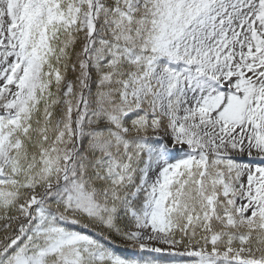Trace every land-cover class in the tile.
<instances>
[{
	"label": "rangeland",
	"instance_id": "1",
	"mask_svg": "<svg viewBox=\"0 0 264 264\" xmlns=\"http://www.w3.org/2000/svg\"><path fill=\"white\" fill-rule=\"evenodd\" d=\"M96 1L97 18L87 10L93 0H0V250L23 227L32 201L64 182L63 169L76 154L72 165L82 182L95 186L94 200L122 184L145 197L123 224L127 238L107 227L113 225L106 212L87 198L81 182L66 198L67 206L85 211L93 222L71 215L124 245L130 258L198 253L194 245L205 236L199 232L210 233L214 214L231 244L220 254L264 264V0ZM99 17L89 88L79 40ZM47 21L69 37L61 49L64 60L50 64ZM76 30L83 34L77 41ZM142 60L147 68L139 73ZM59 61L70 74L55 84ZM87 91L76 117L75 103ZM54 93L56 137L49 147H35L23 170L19 155L38 144V128L30 122L38 98ZM111 157L127 166L120 170L127 174L122 179L113 173ZM8 174L14 176L11 184ZM180 183L185 204L191 203L185 215ZM173 185L175 199L166 211ZM178 207L180 223L166 226L165 218ZM45 235L48 242L65 241L89 264H123L93 256L76 240L80 236L70 241L54 231Z\"/></svg>",
	"mask_w": 264,
	"mask_h": 264
},
{
	"label": "trees",
	"instance_id": "2",
	"mask_svg": "<svg viewBox=\"0 0 264 264\" xmlns=\"http://www.w3.org/2000/svg\"><path fill=\"white\" fill-rule=\"evenodd\" d=\"M60 36H61L60 34L57 35V37H60ZM76 37H77V39H79L80 33H78V35ZM68 46L69 45L65 46V48H67ZM56 49L58 52L59 51V45L56 46ZM57 55L59 56V59L64 60L63 59L64 56H62V54H57ZM59 64H57L58 67L55 70L58 72H54L52 74V77H53L55 84L57 83V79L60 76H61V78H63L64 76H66V75L69 76L68 74H70L68 71V64L67 63L59 61ZM58 101H59V98L57 97V94H55V93L52 94V96L50 95L49 98H47V97L43 98L40 96L38 110L30 118V122H32V126L34 128H36V127L38 128V131H37V134L35 137L36 139H38V144L36 146L33 144H29L28 145L29 146V150H28L29 153H27L28 152L27 151L25 154L19 155L20 165L22 163L23 165L26 166L27 162L25 160H26V158L31 157L33 149L35 147L41 148V147H49L52 145L51 142L53 141V138L56 137V131H54L56 125H55L54 121L57 120V119L55 120V118L57 117V113H58ZM50 124H53L52 128H50ZM30 148H31V150H30ZM33 161H34V159H33ZM202 240L203 239H201V241ZM201 245H205V243H201Z\"/></svg>",
	"mask_w": 264,
	"mask_h": 264
}]
</instances>
